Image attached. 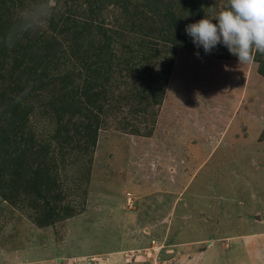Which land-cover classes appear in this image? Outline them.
<instances>
[{
	"label": "rangeland",
	"instance_id": "374dc122",
	"mask_svg": "<svg viewBox=\"0 0 264 264\" xmlns=\"http://www.w3.org/2000/svg\"><path fill=\"white\" fill-rule=\"evenodd\" d=\"M227 2L202 0L200 17L185 18L178 0H54L47 19V0L10 2L0 25H24L0 35L7 43L0 50V103L10 105L9 86L35 83L20 73L21 57L37 55L52 32L69 51L59 28L85 19L95 47L110 43L122 58L135 61L148 44L155 54L135 67L145 73L140 87L153 86L157 101L151 94L107 100L96 144L85 152L72 138L62 143L69 149L50 151L44 162L27 150L17 173L1 172L0 185H15L0 187V264H264V55L239 64L225 46L206 54L185 32ZM168 13L180 17L178 28ZM59 19L55 31L51 22ZM181 32L184 39L173 41ZM15 41L30 47L16 50ZM80 41L83 53L89 39ZM61 62L46 66L48 83L63 72ZM26 99L21 106L35 111L29 122L40 147L58 122L40 107L43 92ZM39 170L49 174L36 194L30 176ZM50 212L58 216L47 223Z\"/></svg>",
	"mask_w": 264,
	"mask_h": 264
},
{
	"label": "trees",
	"instance_id": "16d2710c",
	"mask_svg": "<svg viewBox=\"0 0 264 264\" xmlns=\"http://www.w3.org/2000/svg\"><path fill=\"white\" fill-rule=\"evenodd\" d=\"M11 1L14 6L16 4L22 6L26 2V0H0V16L3 11H9L12 8ZM201 1L178 0V3L181 2L186 5V11H188L187 17L196 18L197 15L200 17L203 11ZM151 4L152 1H149L148 5ZM168 15L173 17L172 14L168 13ZM179 19L180 17H173V21H175L174 27L179 25ZM59 21H62V19L51 22L55 31L57 29L55 26ZM23 25V21L15 22L9 20L4 25H0V35L2 37L6 36L10 30L18 34ZM65 25V28H59V32L63 31L69 37L68 40L67 38L65 39V42H69V51L65 49L66 46L63 45V41L56 38V32H52L47 39L39 43L37 42L40 47L37 50V55H31L28 58L21 57L18 60L17 66L22 68V70H19L20 73L22 75L25 74L27 79L35 83L30 87L21 84L14 85L12 90L11 86H9L10 91L13 92L12 96L8 99L10 105L7 106L4 103H0V174L3 170L6 172L15 170L14 172H16L22 166L24 153L28 151H31L33 157L44 162L47 155L51 153L50 151L56 148H60L61 150V147L63 149H69L63 146L62 143L72 138H75L78 142L79 152H77L79 154L80 152H85L84 147L86 148L87 145L96 144L98 130L102 126L104 114L107 113L103 107L106 105L107 100L108 104H110L109 101L113 102L114 99H117L114 100L117 102H121L122 99L139 101L144 100L146 96L151 94L152 101H157V95L151 93L153 91L151 88H154L153 86L147 83L143 88L140 87L139 82L142 78L139 75H145V73L144 70L135 67V65L147 66L150 62V56L155 54V52L147 50L148 44L139 56L134 55L136 60L131 61L134 58H128V56H123L122 58V55L115 54L110 47V43H106V46H104L105 42H103L102 44H97L95 47V42L91 41L93 24L89 20L85 19L77 21V23L75 21L71 25ZM182 28H185V26H181L178 30ZM180 35H182V32L172 35L173 41H178L179 38L184 39ZM26 36H28V33ZM84 37L89 39L87 44L88 50L86 51L84 49L85 54L81 52L84 43L80 41ZM32 43L35 44L34 42ZM182 43L184 44L185 40ZM157 44L154 41L151 42L149 44L150 49H156ZM6 45V40L1 39L0 50L3 51ZM14 47L16 50H26L30 47V44L15 41ZM92 49L93 55L89 52ZM59 60L62 61L61 65L63 64L64 66L67 63L69 66L65 64L63 72L61 71L56 74L57 76L54 77L53 82L48 83L46 80V66H51L54 62L58 63ZM52 67L57 70L58 64ZM75 68H79V71L75 72ZM129 77L131 79V85L121 89L120 83H128ZM148 77L147 82L149 83H152L155 77L156 80L160 78L159 75L153 76V78L148 75ZM117 90L120 91L116 93ZM37 92L44 93V99L40 107L46 112L52 113L54 115L53 117H55L53 120L58 122L52 134L45 137L40 147L36 146V141H38L39 136L34 134V124L32 123V127L29 122L30 118L35 115V111L30 105L27 107L21 106L20 101L28 97L33 98ZM2 97L5 96L3 95ZM138 111H140L139 107H132V112L137 113ZM54 141L56 143L60 141V145H55ZM51 146H53L52 149ZM59 156L63 158V154ZM50 164L55 165L54 162ZM46 174H49L46 170L34 171V174H31V185L29 187L33 188L32 191L36 192V194L40 193V186H42L41 179ZM3 182L0 185L1 188L7 186L12 188L15 185L11 186V183ZM57 216L58 213L50 212L45 222L51 223Z\"/></svg>",
	"mask_w": 264,
	"mask_h": 264
},
{
	"label": "clouds",
	"instance_id": "9594fccd",
	"mask_svg": "<svg viewBox=\"0 0 264 264\" xmlns=\"http://www.w3.org/2000/svg\"><path fill=\"white\" fill-rule=\"evenodd\" d=\"M54 7V0H47L45 19ZM185 32L206 54L223 45L239 64H251L256 53L264 55V0H228L218 15L211 19L204 16L186 25ZM196 55L199 57V52Z\"/></svg>",
	"mask_w": 264,
	"mask_h": 264
}]
</instances>
